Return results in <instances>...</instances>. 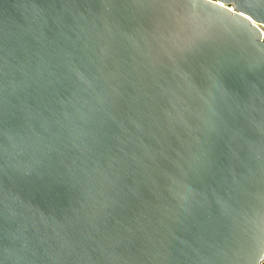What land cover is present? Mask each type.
Masks as SVG:
<instances>
[{
    "label": "water",
    "instance_id": "water-1",
    "mask_svg": "<svg viewBox=\"0 0 264 264\" xmlns=\"http://www.w3.org/2000/svg\"><path fill=\"white\" fill-rule=\"evenodd\" d=\"M264 0H0V264L264 263Z\"/></svg>",
    "mask_w": 264,
    "mask_h": 264
},
{
    "label": "built area",
    "instance_id": "built-area-1",
    "mask_svg": "<svg viewBox=\"0 0 264 264\" xmlns=\"http://www.w3.org/2000/svg\"><path fill=\"white\" fill-rule=\"evenodd\" d=\"M257 26H258L259 29L262 31V34H263V40H264V26H263V25H260V24H257Z\"/></svg>",
    "mask_w": 264,
    "mask_h": 264
},
{
    "label": "flooded vegetation",
    "instance_id": "flooded-vegetation-1",
    "mask_svg": "<svg viewBox=\"0 0 264 264\" xmlns=\"http://www.w3.org/2000/svg\"><path fill=\"white\" fill-rule=\"evenodd\" d=\"M264 264V263H263Z\"/></svg>",
    "mask_w": 264,
    "mask_h": 264
}]
</instances>
